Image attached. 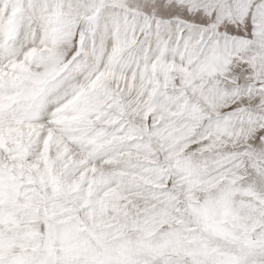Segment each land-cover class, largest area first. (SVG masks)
I'll list each match as a JSON object with an SVG mask.
<instances>
[{
  "label": "snow or ice",
  "instance_id": "6c2138e0",
  "mask_svg": "<svg viewBox=\"0 0 264 264\" xmlns=\"http://www.w3.org/2000/svg\"><path fill=\"white\" fill-rule=\"evenodd\" d=\"M0 264H264V0H0Z\"/></svg>",
  "mask_w": 264,
  "mask_h": 264
}]
</instances>
